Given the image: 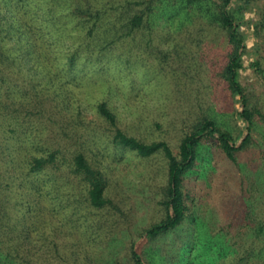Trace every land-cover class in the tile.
I'll use <instances>...</instances> for the list:
<instances>
[{"label":"rangeland","instance_id":"rangeland-1","mask_svg":"<svg viewBox=\"0 0 264 264\" xmlns=\"http://www.w3.org/2000/svg\"><path fill=\"white\" fill-rule=\"evenodd\" d=\"M35 1L24 10L20 4L13 5L11 11L22 22L17 30L22 34L21 43L25 39L30 44L22 47L23 53L30 52L26 57L32 58L24 59L26 65L22 72L27 74L25 77L32 75L37 91L44 97L62 105L75 125L72 130L78 134L62 135L64 151L70 153L71 148L80 147L104 173L105 195L114 207L95 209L82 203L84 182L79 178L73 180L71 176L62 184L63 194L59 192L56 197V189L51 190L49 186L51 175L42 177V174L35 179L43 195L42 210H37L42 217L35 223L32 236L42 239L57 226L58 230H63L64 242H61L71 243L67 247L69 251L74 244L71 251L86 253L92 264H106L112 253L125 261L130 242H136L146 260V254L151 253V243L139 241L138 236L166 213L160 203L167 183L166 160L162 153L141 157L113 144L97 105L106 102L127 134L145 142L164 140L173 152L177 151L180 138L204 116L212 118L220 129L230 130L239 144L247 132V123L238 115L239 97L231 96L218 72L226 60L225 36L218 27L207 24L194 13L182 23L180 15L166 19L154 16L155 13L150 25L143 22L130 29L128 18L134 16L139 6L128 5L121 22V0H99L98 4L107 13L104 22L109 26L113 23L118 31L107 33L109 26L103 25L89 34L93 20L83 19L79 14L72 16L66 0L52 1L50 17L42 15V9L47 12L51 0L47 6V0ZM230 6L237 22L243 21L239 30L244 36L245 51L241 55L243 68L238 71V80L253 103L259 104L264 101V82L250 64L260 61L264 69V27L260 24L264 0H252L249 4L233 0ZM115 13L116 17H111ZM52 15L54 21L51 20L50 25ZM33 45H36L35 52L33 47L30 51ZM17 87L25 86L21 82ZM11 91L20 101L33 99L31 93L26 92L23 98L21 91ZM4 113L2 110V117L7 119ZM33 121L35 125L21 136L22 140L26 141L35 130L37 134L44 132L40 131L44 122L36 116ZM9 124L4 123L3 129L4 138L12 143L8 150L12 158L18 155L19 142L9 138L15 135ZM209 140L195 167L185 177L183 190L188 189L190 194L186 198L188 216L177 233L169 232L162 237V242L169 243L167 247L172 249L180 248L183 232H192L194 238L199 229L203 233L207 227L209 235L221 238L218 232L221 226L229 223L238 228L240 224L236 216L229 217L230 211L223 212L227 197V194L220 197L224 192L223 182L233 183L227 175L230 172L225 169L222 154L217 152L216 141ZM44 142L37 144L39 152L48 150Z\"/></svg>","mask_w":264,"mask_h":264},{"label":"trees","instance_id":"trees-1","mask_svg":"<svg viewBox=\"0 0 264 264\" xmlns=\"http://www.w3.org/2000/svg\"><path fill=\"white\" fill-rule=\"evenodd\" d=\"M52 1L47 12L45 8L42 9L44 11L42 15L51 16L48 13L53 9ZM232 1L121 0L119 2L122 6L119 15V17L122 15L119 19L121 22L125 19L123 13L128 5L134 3L139 6L134 16L128 18L130 29L143 22L147 26L150 25L154 16L169 19L180 15L182 23L183 19L194 13L204 18L207 24L222 31L228 49L226 60L218 72L226 82L231 96L239 97L238 115L247 123V132L239 144H236L230 130L220 129L212 118L204 116L180 138L177 151L173 152L164 140L145 142L127 134L118 125L116 115L106 102H100L97 111L107 130L111 132L113 144L133 151L141 157L162 153L167 165V183L163 188L165 197L160 201L166 213L163 218L152 223L141 236H138L139 241L147 240V243H151V253L146 254L145 260L138 250V243L130 242L124 256L125 261L119 260V257L112 253L108 256L106 264H264V101L259 104L253 103L238 80V71L243 68L241 55L245 51V44L244 36L239 30V25L243 21L237 22L230 6ZM241 1L249 4L252 0ZM66 2L70 6L72 16L79 14L83 19L93 20L88 30L89 34H93L94 29L99 26L98 29L103 25H110L104 22L107 13L103 7L98 6L99 0H66ZM35 3V0H0V137H3L4 141H0V264H78L80 261L92 264L90 256L86 253L71 251L74 244L69 251L67 247L71 243H63L61 235L63 230H58L57 226L49 233H45L42 239L32 236L35 223L42 217L37 210L39 212L42 210L43 195L39 183L35 180L42 174V177L46 174L51 175L49 186L51 190L56 189L54 193L56 197L59 192L63 194L62 184L71 176L73 180L79 178L84 182L85 192L82 195V203H86L88 207L104 210L109 209L112 204L105 195L107 180L104 173L92 164L80 147L71 148L70 153L64 151L66 146L62 135L67 136L66 134L70 133L71 136H77L78 134L76 135V130H72L75 125L64 112L62 105L58 101L53 103L52 99L44 97L37 91L32 75L25 77L27 74L22 72L26 65L24 59L27 58L28 61L32 59L26 57V53H30L29 50L23 53L22 47L30 44H27L25 39L24 43H21L22 34L17 30L20 29L19 24L22 22H19L20 18H15L11 11L13 5L20 4V8L24 10ZM47 5H49L48 0ZM111 17H116V13L111 14ZM51 20L54 21V15L49 19L50 25ZM260 24L264 27V14L261 16ZM113 30L117 32L118 28L111 23L106 32ZM115 40L116 38H112V41ZM32 47L35 52L36 45L31 46L30 51ZM100 56L98 53V58ZM69 57L74 59L73 55ZM87 57L86 54L85 61ZM250 65L264 82V69L261 68L260 61H253ZM21 82L25 87H17ZM31 84L32 87H29ZM13 89L21 91L23 98L27 96L26 92L33 94L32 101L27 99L20 101L15 93L9 92ZM2 110L7 119L2 117ZM35 116L37 120L44 122L40 129L44 132L37 134L35 130L34 134L26 138L27 144L21 136L33 128ZM4 123H10L8 127L13 129L10 131L15 132V135L9 138L13 142H19L18 157L15 155L11 158L12 153H8L12 143L7 140L8 138H4L6 135L3 129ZM254 133L258 137H254ZM209 138L216 141L217 152L222 154L225 169L230 172L227 175L231 176L230 180L233 183L231 185L235 187L233 189L230 183L223 182L224 194L221 192L220 197L227 194L225 205H222L223 212L230 211L229 217L236 216L240 224L238 228L229 223L226 227L221 226L218 230L221 238L209 235L207 227L203 233L199 229L195 239L192 237V232H183L182 241L178 239L181 241L180 248L172 249L167 247L169 243L162 242V237L169 232L177 233L188 216L189 207L186 205V198L190 194L188 189L183 190L185 177L195 167L199 156L208 146ZM42 140L48 145V150L45 152H39L37 148V144Z\"/></svg>","mask_w":264,"mask_h":264}]
</instances>
